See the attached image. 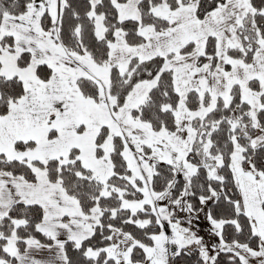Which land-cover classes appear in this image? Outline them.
I'll list each match as a JSON object with an SVG mask.
<instances>
[{
  "label": "snow or ice",
  "instance_id": "1",
  "mask_svg": "<svg viewBox=\"0 0 264 264\" xmlns=\"http://www.w3.org/2000/svg\"><path fill=\"white\" fill-rule=\"evenodd\" d=\"M0 264H264V0H0Z\"/></svg>",
  "mask_w": 264,
  "mask_h": 264
}]
</instances>
